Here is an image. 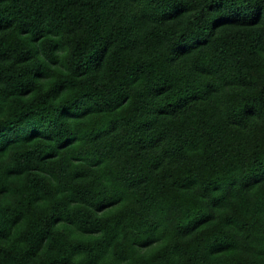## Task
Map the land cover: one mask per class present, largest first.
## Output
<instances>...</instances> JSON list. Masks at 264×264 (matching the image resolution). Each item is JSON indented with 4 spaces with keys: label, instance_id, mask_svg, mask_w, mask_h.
<instances>
[{
    "label": "trees",
    "instance_id": "trees-1",
    "mask_svg": "<svg viewBox=\"0 0 264 264\" xmlns=\"http://www.w3.org/2000/svg\"><path fill=\"white\" fill-rule=\"evenodd\" d=\"M0 264H264V0H0Z\"/></svg>",
    "mask_w": 264,
    "mask_h": 264
}]
</instances>
